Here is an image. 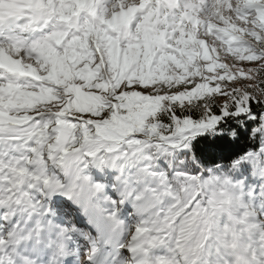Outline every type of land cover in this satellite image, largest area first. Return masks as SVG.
Segmentation results:
<instances>
[{
    "label": "snow or ice",
    "instance_id": "snow-or-ice-1",
    "mask_svg": "<svg viewBox=\"0 0 264 264\" xmlns=\"http://www.w3.org/2000/svg\"><path fill=\"white\" fill-rule=\"evenodd\" d=\"M0 264H264V0H0Z\"/></svg>",
    "mask_w": 264,
    "mask_h": 264
}]
</instances>
